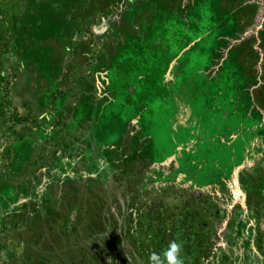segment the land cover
I'll return each mask as SVG.
<instances>
[{
	"label": "rangeland",
	"instance_id": "374dc122",
	"mask_svg": "<svg viewBox=\"0 0 264 264\" xmlns=\"http://www.w3.org/2000/svg\"><path fill=\"white\" fill-rule=\"evenodd\" d=\"M264 264V0H0V264Z\"/></svg>",
	"mask_w": 264,
	"mask_h": 264
},
{
	"label": "clouds",
	"instance_id": "9594fccd",
	"mask_svg": "<svg viewBox=\"0 0 264 264\" xmlns=\"http://www.w3.org/2000/svg\"><path fill=\"white\" fill-rule=\"evenodd\" d=\"M163 256L166 258L167 264H185L183 245L179 241H171ZM149 260L153 264H164V261L155 252L150 255Z\"/></svg>",
	"mask_w": 264,
	"mask_h": 264
}]
</instances>
